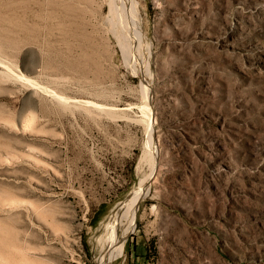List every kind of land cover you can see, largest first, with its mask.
Instances as JSON below:
<instances>
[{
    "label": "rangeland",
    "instance_id": "1",
    "mask_svg": "<svg viewBox=\"0 0 264 264\" xmlns=\"http://www.w3.org/2000/svg\"><path fill=\"white\" fill-rule=\"evenodd\" d=\"M118 2L0 0V264H264V0Z\"/></svg>",
    "mask_w": 264,
    "mask_h": 264
},
{
    "label": "bare ground",
    "instance_id": "2",
    "mask_svg": "<svg viewBox=\"0 0 264 264\" xmlns=\"http://www.w3.org/2000/svg\"><path fill=\"white\" fill-rule=\"evenodd\" d=\"M111 1H113V0H111ZM118 1H120V3L119 2L118 3L121 6V11H127V15L126 16L129 18L130 25L133 24V22H134L133 19L134 18L132 16L133 12L131 13V11H132V7H133L132 4H134V3H132L131 0H118ZM113 7H115V5ZM111 8H112V6H111ZM116 8H117V6H116ZM114 10H115V8H114ZM9 12H11V11H9ZM118 12H120V11H118ZM118 12H117V14H118ZM4 13H3V15H4ZM10 15H12V14H10ZM4 17L6 18V16H4ZM0 21H2V20H0ZM131 27H133V25H131ZM132 29H134V28H132ZM146 150H147L146 151L147 152V156L151 159L152 158V155H151L152 153H151L150 150H154V147L152 146V141L151 140H148L147 149ZM151 160H153V158ZM156 177H157V171L153 170V171L150 172L149 175L146 176V178L144 180H141L140 183L138 182L140 184V186L137 187L132 192L131 197L127 198L128 201L127 202L125 201L126 203L121 206L118 217L116 219H112L111 221H109L108 223L105 224L106 225V229L105 230H107L106 232L108 233L107 235H108V242H109V245L107 247L108 248L107 252H109V254H110V251L113 252L112 256H117V255L120 254V251L122 250L123 242L127 238L128 234L132 231L133 219H134V215H135V212H136V207H137L138 200L140 199V197H142L143 195H145L147 193L149 185L155 181ZM141 186H143V187H141Z\"/></svg>",
    "mask_w": 264,
    "mask_h": 264
},
{
    "label": "water",
    "instance_id": "3",
    "mask_svg": "<svg viewBox=\"0 0 264 264\" xmlns=\"http://www.w3.org/2000/svg\"><path fill=\"white\" fill-rule=\"evenodd\" d=\"M138 201H139V200H138ZM137 204H138V203H137ZM137 207H138V205H137ZM137 207H136V208H137Z\"/></svg>",
    "mask_w": 264,
    "mask_h": 264
}]
</instances>
